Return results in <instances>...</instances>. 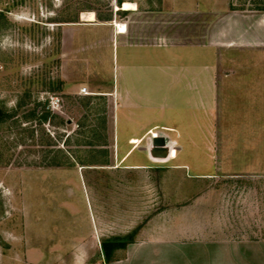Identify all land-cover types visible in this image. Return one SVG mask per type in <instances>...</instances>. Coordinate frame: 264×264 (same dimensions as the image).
<instances>
[{"label":"rangeland","instance_id":"rangeland-1","mask_svg":"<svg viewBox=\"0 0 264 264\" xmlns=\"http://www.w3.org/2000/svg\"><path fill=\"white\" fill-rule=\"evenodd\" d=\"M190 2L202 4L131 13L118 0H0V264H98L102 241L129 242L144 226L177 222L264 240L260 85L228 82L211 123L178 138L198 97L174 73L206 62L207 48L113 38L114 18L171 40L216 28L224 68L260 69L264 0L184 7ZM86 11L99 17L81 20ZM114 83L130 91L104 92ZM44 108L55 114L50 123L39 121ZM158 133L170 140L168 155L148 156Z\"/></svg>","mask_w":264,"mask_h":264},{"label":"crops","instance_id":"crops-1","mask_svg":"<svg viewBox=\"0 0 264 264\" xmlns=\"http://www.w3.org/2000/svg\"><path fill=\"white\" fill-rule=\"evenodd\" d=\"M125 0L118 1V5ZM127 1V0H126ZM135 3L134 8H119L124 11L136 13L139 11H148L149 9H140V7H180V0H170L167 2L154 3V0H129ZM159 1V0H158ZM164 1V0H161ZM200 2H190L184 7H234L222 5L216 2V0H202ZM115 7V6H114ZM231 12V11H230ZM95 12V19H96ZM231 16V15H229ZM81 20H86L80 17ZM94 19V20H95ZM94 20H87L94 22ZM120 21V22H118ZM149 24L148 20H144ZM114 25L113 38H117L118 42L121 41L125 45L131 44H152V45H186L191 46L199 45L207 48L202 51V56L208 57V60L203 63H192L187 65H181L174 74L178 79L186 83L188 87H191L194 93L198 97V103L192 105L194 108V118L190 122H187L183 126L179 124L175 127L177 131V137L181 138L182 134H195L198 132L197 125L200 123L210 124V117L214 116L217 111L218 101L225 100V89L229 83H236L240 81L242 84L251 85L258 89L260 85V135L263 134L264 138V14L260 15V47H262V53H260V69L254 70L249 68L244 69H230L224 68L223 62H225L224 46L221 45L223 40H219L217 37L222 35L220 30L208 29V31H202L198 34L202 38L194 41L187 33H180L187 36V39L183 40H171L169 34L165 32L151 31H138L137 29L127 26L124 20H117L114 18L112 21ZM119 25L124 26V30H120ZM192 34V33H191ZM195 34V33H193ZM192 34V35H193ZM179 35V34H178ZM154 37V38H153ZM240 42V41H236ZM221 43V44H220ZM228 44H233L229 42ZM262 44V46H261ZM227 47H225L226 49ZM179 55V54H178ZM184 56V55H182ZM180 57V55H179ZM133 65V64H131ZM230 69V70H228ZM134 71L132 75L140 76V74ZM241 76L238 80L231 79L230 76ZM252 76V79L249 78ZM255 76H260L254 82ZM70 82L66 83L65 88H73ZM237 85V84H234ZM80 92L87 93L89 91ZM120 89L129 88L120 85L119 83L113 84L112 88H107L104 92L108 94H114V92ZM200 116L199 120L197 119ZM216 116V115H215ZM157 126L153 124L146 129L148 132L151 128ZM166 125H163V127ZM185 126H188L185 128ZM171 127V126H167ZM173 128V127H172ZM210 129V128H209ZM208 129V133L209 130ZM150 132H154L151 130ZM200 132V131H199ZM183 135V136H184ZM191 137V135L189 136ZM141 136H131L130 141L136 140L137 144L141 139ZM193 138V136H192ZM261 138V136H260ZM172 149L170 150V158L172 156ZM131 150H128L124 156L130 154ZM148 156L149 148H148ZM177 156V150H176ZM150 158V157H149ZM152 160V159H151ZM189 226L183 223H169L167 225L158 224L152 228L144 226L138 231L136 238L127 242L123 247L119 248V253L106 260L104 256L98 264H264V240H260V237H248V236H228L226 234L214 233L210 234L200 226Z\"/></svg>","mask_w":264,"mask_h":264},{"label":"trees","instance_id":"trees-1","mask_svg":"<svg viewBox=\"0 0 264 264\" xmlns=\"http://www.w3.org/2000/svg\"><path fill=\"white\" fill-rule=\"evenodd\" d=\"M120 1V0H118ZM91 10V9H90ZM96 15L99 17V15L96 12ZM68 20H78V19H68ZM60 86V85H59ZM36 107V106H35ZM35 107H33L32 112L36 110ZM37 114V113H35ZM6 115V111L0 107V120L4 119V116ZM55 114L51 112L49 108H44L41 113H39L38 118L39 121L44 122L48 119L49 123L51 122V116H54ZM79 161H82L81 159ZM54 162V161H50ZM127 242H124V240L119 241H113V240H104L101 242V250L103 253V256L106 260H110L113 258L112 254L115 248L117 247H123Z\"/></svg>","mask_w":264,"mask_h":264},{"label":"water","instance_id":"water-1","mask_svg":"<svg viewBox=\"0 0 264 264\" xmlns=\"http://www.w3.org/2000/svg\"><path fill=\"white\" fill-rule=\"evenodd\" d=\"M169 138L164 133L151 136L149 151L153 156H167L169 150Z\"/></svg>","mask_w":264,"mask_h":264},{"label":"bare ground","instance_id":"bare-ground-1","mask_svg":"<svg viewBox=\"0 0 264 264\" xmlns=\"http://www.w3.org/2000/svg\"><path fill=\"white\" fill-rule=\"evenodd\" d=\"M118 6H121L120 8H134L135 3L125 0L121 4H119ZM118 6L116 5V8H119ZM81 17L83 19H86V20H94L95 19V13L93 11L81 12ZM124 26L119 25L120 30H124V28H125ZM153 135H157V134H151V136H153ZM136 142H137L136 140H132V143H136ZM172 156H173V158L176 157V149L175 148L172 149Z\"/></svg>","mask_w":264,"mask_h":264},{"label":"built area","instance_id":"built-area-1","mask_svg":"<svg viewBox=\"0 0 264 264\" xmlns=\"http://www.w3.org/2000/svg\"><path fill=\"white\" fill-rule=\"evenodd\" d=\"M81 90L84 91V92L87 91L85 87H82ZM54 103H55L56 105H58V100H57V99L54 100ZM56 105H55V106H56ZM55 106L53 105L52 107H55Z\"/></svg>","mask_w":264,"mask_h":264}]
</instances>
